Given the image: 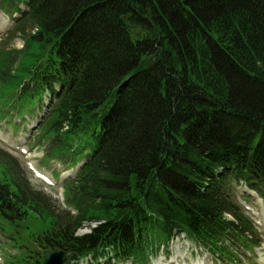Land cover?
Masks as SVG:
<instances>
[{"label":"trees","instance_id":"obj_1","mask_svg":"<svg viewBox=\"0 0 264 264\" xmlns=\"http://www.w3.org/2000/svg\"><path fill=\"white\" fill-rule=\"evenodd\" d=\"M19 3L28 10L0 41V103L31 115L61 84L37 139L46 160H90L64 207L0 148V232L19 250L7 264L104 242L142 258L175 229L221 252L239 227L226 214L247 223L223 188L200 187L214 166L264 183V0H3Z\"/></svg>","mask_w":264,"mask_h":264},{"label":"rangeland","instance_id":"obj_2","mask_svg":"<svg viewBox=\"0 0 264 264\" xmlns=\"http://www.w3.org/2000/svg\"><path fill=\"white\" fill-rule=\"evenodd\" d=\"M9 25H10V27L3 26L4 27L3 31L4 32L6 31L5 34L9 30H12L15 24L13 21L11 22V20H10ZM22 45H23V43L21 42V40L16 39V40H14V42L12 43L11 46L21 48ZM5 101H8V99H6ZM5 101L0 103V117H1V114H3L4 116L9 114L14 118L13 121H16L18 123V117L16 116V110H14V108L9 110L10 105H15V104L10 103L7 106H3V105H5ZM26 118H27V116H26ZM32 122L34 123V121H32ZM30 127H33L32 124L26 123V124L22 125L18 130L13 129V128L8 129V128H6L5 123H0V134L5 136L7 139H9L15 143L22 144L27 149L29 148L30 153H28L27 156L23 157L19 153H16V152H13V154L16 156V159H18L20 161L21 167L23 168L24 172H26L27 178H28L30 184L35 189H37V190L43 192L44 194L50 196L52 199H54V200L59 199V202H62L63 197L61 196L62 190L60 189V182L67 174L74 175V171H76V170L74 169V171L66 173L64 171L63 167L59 166L58 163H49V164H45V166H43L44 164L41 161L42 150H36L30 144L32 133L31 132L26 133V131H28L27 129H30ZM24 133H26L28 138L25 137ZM224 135L225 134H222V132H220L216 135V137L222 138ZM28 162L33 163L36 169L46 173V175L52 179L55 186L50 187V186L44 184L41 180L37 179L34 176V174L27 167ZM79 166H80V164H79ZM55 171L59 172L61 174V177L56 178L55 176H53V172H55ZM256 213L261 218V215L257 210H256ZM251 217H252V215H251ZM96 226H97L96 224H86L84 226V228L79 232V235L82 236V235H86V234L90 233V231L92 229H94ZM259 231L261 234H263V231L261 229ZM263 237H264V235H263ZM183 239H184L183 236L180 239H176L175 246H173V248H172L173 254L171 257V261L169 260V258H165V262H162V259H161V261H154V264H190V263L191 264H199L200 256L202 254H206L205 253L206 251L203 248L198 247L197 249H195V254H192L194 251V248H195L194 245L190 242L183 241ZM10 252H11V254H15V250H11ZM257 252H259V253L262 252V253H260V255H264V241H263L262 246H260V248L257 249ZM206 256H207V254H206ZM0 257H1V260H0V264H1L4 261L2 248H0ZM251 259L252 260H247L246 262H242V264H260L259 262L261 261V259H259L257 257V254H253V257ZM207 264H222V263L214 261L211 256H208Z\"/></svg>","mask_w":264,"mask_h":264},{"label":"water","instance_id":"obj_3","mask_svg":"<svg viewBox=\"0 0 264 264\" xmlns=\"http://www.w3.org/2000/svg\"><path fill=\"white\" fill-rule=\"evenodd\" d=\"M64 253L47 250L44 252V264H63Z\"/></svg>","mask_w":264,"mask_h":264}]
</instances>
